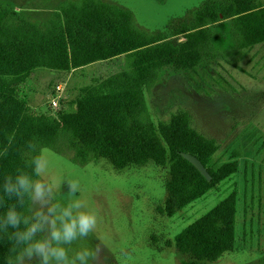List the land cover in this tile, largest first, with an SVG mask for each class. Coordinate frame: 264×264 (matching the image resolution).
<instances>
[{
  "label": "trees",
  "instance_id": "trees-1",
  "mask_svg": "<svg viewBox=\"0 0 264 264\" xmlns=\"http://www.w3.org/2000/svg\"><path fill=\"white\" fill-rule=\"evenodd\" d=\"M193 14L192 20L174 29L166 26L165 32L153 33L141 29L131 11L101 0L69 1L43 22L31 21L0 1V197L4 200L0 215L10 203L28 212L27 196L21 206L17 197L4 194L3 183L18 169L36 179L31 161L41 147L54 152L66 148L79 164L106 158L118 169L149 161L167 165L164 212L169 217L237 172L236 160L208 168L218 144L191 126L186 111L174 113L168 123L160 122L155 133L145 90L165 66L188 71L202 62L211 23L229 19L239 48L264 44V4L206 0ZM177 35L183 39H169ZM119 56L125 69L83 88L74 110L60 111L57 119L33 112L20 94L22 83L35 69L70 73ZM181 152L198 158L210 180ZM236 207V193L231 192L174 236L176 249L193 258L181 264L214 262L233 250ZM13 231L0 226V264H7L11 246L7 237Z\"/></svg>",
  "mask_w": 264,
  "mask_h": 264
},
{
  "label": "rangeland",
  "instance_id": "rangeland-1",
  "mask_svg": "<svg viewBox=\"0 0 264 264\" xmlns=\"http://www.w3.org/2000/svg\"><path fill=\"white\" fill-rule=\"evenodd\" d=\"M0 1L31 21L43 22L73 0ZM101 1L131 11L136 24L153 33L192 20L193 12L206 2ZM257 1L264 4V0ZM208 28L211 39L202 62L188 71L161 68L155 82L145 90L146 104L155 133L160 122L168 123L174 113L186 111L191 126L218 144L208 168L236 160L234 175L169 217L164 212L167 165L149 161L118 169L106 158L79 164L66 148L60 152L44 148L49 176L56 183L61 202L80 199L97 214L95 231L73 246L99 248V258L90 264H181L193 259L176 249L174 236L231 192L237 197L233 250L214 262L200 264H264V44L239 48L229 19L211 23ZM169 39L179 42L183 36ZM123 69V56L72 73L39 68L29 73L20 94L33 112L57 119L60 111L74 110V101L83 88ZM68 180L79 181L76 193L68 192ZM38 207L30 205L33 210Z\"/></svg>",
  "mask_w": 264,
  "mask_h": 264
},
{
  "label": "clouds",
  "instance_id": "clouds-1",
  "mask_svg": "<svg viewBox=\"0 0 264 264\" xmlns=\"http://www.w3.org/2000/svg\"><path fill=\"white\" fill-rule=\"evenodd\" d=\"M31 164L37 179L19 169L14 177L8 174L4 178L3 192L9 199L15 196L23 206L27 196L33 205H39L26 213L10 203L0 215L4 231L9 226L15 230L7 237L11 242L7 264H90V260H97L99 248L73 247L95 231L98 223L95 211L80 199L61 202L56 183L49 176V162L43 147ZM66 187L74 194L79 190V181L68 180ZM3 205L0 197V207Z\"/></svg>",
  "mask_w": 264,
  "mask_h": 264
},
{
  "label": "water",
  "instance_id": "water-1",
  "mask_svg": "<svg viewBox=\"0 0 264 264\" xmlns=\"http://www.w3.org/2000/svg\"><path fill=\"white\" fill-rule=\"evenodd\" d=\"M181 155L188 160L207 180H210L211 176L207 170V168L202 164V162L187 152H181Z\"/></svg>",
  "mask_w": 264,
  "mask_h": 264
},
{
  "label": "built area",
  "instance_id": "built-area-1",
  "mask_svg": "<svg viewBox=\"0 0 264 264\" xmlns=\"http://www.w3.org/2000/svg\"><path fill=\"white\" fill-rule=\"evenodd\" d=\"M54 103V105H56V102H53Z\"/></svg>",
  "mask_w": 264,
  "mask_h": 264
},
{
  "label": "crops",
  "instance_id": "crops-1",
  "mask_svg": "<svg viewBox=\"0 0 264 264\" xmlns=\"http://www.w3.org/2000/svg\"><path fill=\"white\" fill-rule=\"evenodd\" d=\"M74 71V70H73ZM73 71H71L70 73H72Z\"/></svg>",
  "mask_w": 264,
  "mask_h": 264
}]
</instances>
